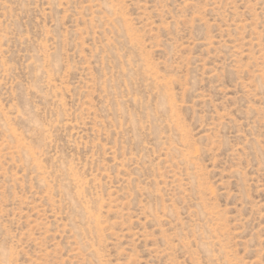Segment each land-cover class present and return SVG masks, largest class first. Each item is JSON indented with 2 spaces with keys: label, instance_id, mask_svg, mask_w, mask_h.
Segmentation results:
<instances>
[{
  "label": "rangeland",
  "instance_id": "rangeland-1",
  "mask_svg": "<svg viewBox=\"0 0 264 264\" xmlns=\"http://www.w3.org/2000/svg\"><path fill=\"white\" fill-rule=\"evenodd\" d=\"M0 264H264V0H0Z\"/></svg>",
  "mask_w": 264,
  "mask_h": 264
}]
</instances>
